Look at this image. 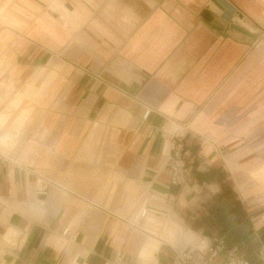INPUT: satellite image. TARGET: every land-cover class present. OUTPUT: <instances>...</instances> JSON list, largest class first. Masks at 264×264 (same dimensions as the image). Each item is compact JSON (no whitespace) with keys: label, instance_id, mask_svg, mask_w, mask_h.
I'll return each mask as SVG.
<instances>
[{"label":"crops","instance_id":"obj_1","mask_svg":"<svg viewBox=\"0 0 264 264\" xmlns=\"http://www.w3.org/2000/svg\"><path fill=\"white\" fill-rule=\"evenodd\" d=\"M41 1L0 0V264H262L259 8L228 0L248 38L210 0Z\"/></svg>","mask_w":264,"mask_h":264},{"label":"built area","instance_id":"obj_2","mask_svg":"<svg viewBox=\"0 0 264 264\" xmlns=\"http://www.w3.org/2000/svg\"><path fill=\"white\" fill-rule=\"evenodd\" d=\"M149 111H146L143 119H146ZM172 156L169 163V183L172 186H182L185 183L186 177L189 173L188 168L184 163V157L187 156V152L183 151V144L178 136H173L169 143ZM145 215V211L142 212L141 216ZM66 233V231H65ZM224 242L223 240L215 241V244L206 249L207 255L200 259V264H212L213 259L220 256L223 250ZM191 253L181 256V261L183 264H188L191 260ZM262 264H264V251L258 253ZM220 264H250L244 258L237 256L233 252H227L224 257H222Z\"/></svg>","mask_w":264,"mask_h":264},{"label":"water","instance_id":"obj_3","mask_svg":"<svg viewBox=\"0 0 264 264\" xmlns=\"http://www.w3.org/2000/svg\"><path fill=\"white\" fill-rule=\"evenodd\" d=\"M206 9L229 23L232 30L248 38H254L255 32L244 22L243 17L228 0H210Z\"/></svg>","mask_w":264,"mask_h":264},{"label":"rangeland","instance_id":"obj_4","mask_svg":"<svg viewBox=\"0 0 264 264\" xmlns=\"http://www.w3.org/2000/svg\"><path fill=\"white\" fill-rule=\"evenodd\" d=\"M34 1H37V2H41V3H44L43 1L41 0H34ZM247 1H251L253 2L260 10V13H261V18L264 19V13L262 11H264V0H247ZM260 25H262V27H264V20L263 21H259L258 22ZM249 25V23H247ZM251 28H252V25L250 24L249 25ZM7 128V131L9 132L10 131V127H6ZM15 133L14 137H13V146H11L7 151H2L1 154L2 155H6V154H12L15 150H16V147H17V144L19 143V136H20V130H16V131H13ZM11 133V132H9ZM2 150V149H1Z\"/></svg>","mask_w":264,"mask_h":264}]
</instances>
